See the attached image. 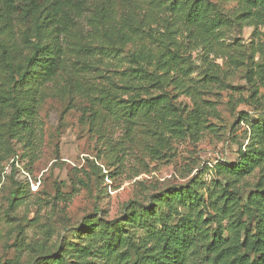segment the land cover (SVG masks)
Wrapping results in <instances>:
<instances>
[{
    "label": "trees",
    "instance_id": "16d2710c",
    "mask_svg": "<svg viewBox=\"0 0 264 264\" xmlns=\"http://www.w3.org/2000/svg\"><path fill=\"white\" fill-rule=\"evenodd\" d=\"M238 1L242 13L235 23L254 29L245 66L250 95L244 99L253 106L261 102L264 89V0ZM162 4L189 31L187 44L178 42L171 29L135 27L127 11L117 21L116 0H0V76L6 85L0 87V164L16 152L13 142L36 152L44 91L66 69V49L117 58L136 39L145 42L127 51L122 85L111 83L99 95L89 94L91 105L126 124L127 133L143 124L152 127L162 143L169 140L165 134L197 137L203 129V110L195 99L193 110L179 107L167 87L191 75L187 52L217 39L228 19L211 0ZM89 12L94 43L83 44L76 38ZM19 23L26 25L23 46L13 37ZM71 83L78 92H91L72 79ZM240 118L249 128V143L239 149L237 161L213 167L218 179L212 191L192 182L160 192L148 204L132 201L119 218L87 217L76 241H63L52 250L43 247L46 251L32 264H264V112L257 120L251 121L246 113ZM257 171L258 183L242 199L238 184Z\"/></svg>",
    "mask_w": 264,
    "mask_h": 264
},
{
    "label": "rangeland",
    "instance_id": "374dc122",
    "mask_svg": "<svg viewBox=\"0 0 264 264\" xmlns=\"http://www.w3.org/2000/svg\"><path fill=\"white\" fill-rule=\"evenodd\" d=\"M165 1L132 0L124 5L116 0L117 21L127 11L135 27L171 29L178 42L187 44L189 31L167 11ZM211 1L227 24L209 45L198 44L187 52L191 75L167 87L179 107L193 110L195 99L203 110V129L193 139L165 134L169 140L162 143L152 127L143 124L127 133L126 124L91 105L89 94L99 95L111 83L122 85L121 74L129 65L127 51L138 50L144 40L136 39L117 58L91 57L83 48L66 49V69L44 91L36 152L13 142L16 152L0 164V264H32L40 252L76 241L78 227L87 217L119 218L130 202L148 204L167 189L193 182L209 193L218 179L213 167L237 161L250 136L241 114L258 119L264 112V89L259 104L244 102L250 95L245 66L254 29L245 22L235 23L242 13L241 2ZM92 15L89 12L81 22L78 42L94 43L87 22ZM25 29L24 23L15 26L14 41L21 46ZM71 79L91 92L76 91ZM0 87H6L2 76ZM258 181V171L240 181L242 199Z\"/></svg>",
    "mask_w": 264,
    "mask_h": 264
}]
</instances>
